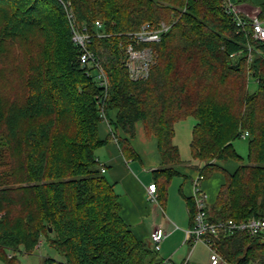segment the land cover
<instances>
[{
    "label": "trees",
    "instance_id": "1",
    "mask_svg": "<svg viewBox=\"0 0 264 264\" xmlns=\"http://www.w3.org/2000/svg\"><path fill=\"white\" fill-rule=\"evenodd\" d=\"M66 4L95 35L91 48L110 83L104 107ZM162 22L172 26L148 44L157 58L149 78L132 80L130 34ZM190 115L201 179L224 174L209 218L264 217V42L241 30L224 0H0V264H23L43 238L56 256L42 264H166L152 237L139 239L125 223L98 150L115 137L126 156L137 155L131 139L143 122L163 159L154 171L163 204L182 162L175 123ZM105 117L113 131L106 136ZM246 131L244 163L234 140ZM187 200L192 226L195 202ZM215 241L229 264H264L257 238L236 232Z\"/></svg>",
    "mask_w": 264,
    "mask_h": 264
},
{
    "label": "crops",
    "instance_id": "2",
    "mask_svg": "<svg viewBox=\"0 0 264 264\" xmlns=\"http://www.w3.org/2000/svg\"><path fill=\"white\" fill-rule=\"evenodd\" d=\"M243 16L260 15L264 0H231ZM101 132L104 136L112 133L109 120L105 117ZM137 155L126 156L117 139L112 138L98 150V158L105 166L104 174L115 184V192L121 203V215L133 233L143 240L151 241V234L157 227H163L168 235L162 243V258L171 260L173 264H211L210 250L206 246L193 244L186 238V230L191 228L190 207L187 198L193 196L195 184L207 194L208 204L214 202L222 180L216 173L211 179H199L200 167L181 164L176 166L180 172L175 175L167 187L163 204L151 202L147 198V187L155 182L154 171L163 168V159L155 136H148L143 122L136 125V135L131 139ZM235 164L228 168L233 170ZM100 167H102L100 165ZM216 179L218 180L216 182ZM158 193L161 186L158 185ZM194 199V198H193ZM169 210L173 220L166 217ZM228 264V263H227Z\"/></svg>",
    "mask_w": 264,
    "mask_h": 264
},
{
    "label": "built area",
    "instance_id": "3",
    "mask_svg": "<svg viewBox=\"0 0 264 264\" xmlns=\"http://www.w3.org/2000/svg\"><path fill=\"white\" fill-rule=\"evenodd\" d=\"M68 5L69 4H66L69 13L72 39L75 44L80 47L81 65L84 68L89 69V73L93 71V68L96 69L99 83L105 90V95L101 97V103L103 104L102 107H104L110 83L99 57L91 48L95 35L89 31V28L86 25H80L78 23L74 14L69 11ZM224 8L236 18L237 24L241 30L247 31L248 33L250 32L255 40L264 42V18H261L258 14L250 17L243 16L237 5L231 0H224ZM96 25L100 27L101 22L97 21ZM171 26L172 24H168L166 22H162L158 28H151L149 24H144L141 29L130 34L131 42L126 47L125 64L132 80L137 81L149 78L151 66L155 63L156 59L155 48L151 45L152 43L160 42L163 34L169 31ZM98 36L105 35L100 33ZM249 51L251 55L254 51L252 45L249 46ZM248 135V131L242 134L243 137H247ZM99 163L102 166V172H105V166L100 162V160ZM201 178L203 177L200 175L199 179L201 180ZM147 190L148 200L159 203L157 184L155 182L149 184ZM193 198L196 208L194 214V224L191 228L186 230V238L194 245L199 242H203L208 246L210 250L211 264H221L222 261H226L216 245V236L242 232L250 237L257 238L264 243V217H252L241 221H236L234 219L212 221L208 214L207 194L202 191L198 183L195 184ZM167 235L168 233L163 227H157L152 232L151 237L156 250H161L162 243L166 239ZM171 263V260H166V264ZM183 264H188V260Z\"/></svg>",
    "mask_w": 264,
    "mask_h": 264
},
{
    "label": "rangeland",
    "instance_id": "4",
    "mask_svg": "<svg viewBox=\"0 0 264 264\" xmlns=\"http://www.w3.org/2000/svg\"><path fill=\"white\" fill-rule=\"evenodd\" d=\"M157 61V58L155 60V62ZM94 73L96 74V70H94ZM146 79H142V80H147ZM197 122L196 117L190 115L187 116L179 121H177L175 123V135H174V142L175 144L178 145L179 150H180V156L181 159L184 160L185 164H192V165H200L201 161L196 160L193 158L192 156V149H191V141H192V137H193V128L195 126ZM234 145L235 148L237 150V152L244 157V163L247 162V156L249 153V138L247 137H239L237 139L234 140ZM231 163H234L235 166L233 168L236 169L238 163L236 161H229L226 162V167L229 166ZM201 167L203 166V163H201ZM220 178L222 180V178L224 179V174L220 175L217 177V179ZM216 179V182L218 181ZM166 217H168L169 219L173 220V217L170 213L169 210L166 211ZM42 243L43 245L39 248V250H37L35 253L28 255L27 253H23L25 255H23L21 257V261L23 264H42L43 262V258L44 256H56V253L49 247H47V245H45V238L42 239ZM203 242L199 243V246H203ZM204 246H206L207 249L208 246L206 244H204ZM14 253H10V256H12ZM160 257H162L161 252L159 253ZM261 259H259V263H260ZM228 262L226 261H222L221 264H227ZM258 263V264H259ZM229 264V263H228Z\"/></svg>",
    "mask_w": 264,
    "mask_h": 264
}]
</instances>
